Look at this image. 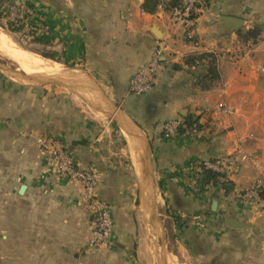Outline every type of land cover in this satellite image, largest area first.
Segmentation results:
<instances>
[{
  "label": "crops",
  "instance_id": "0c3cea01",
  "mask_svg": "<svg viewBox=\"0 0 264 264\" xmlns=\"http://www.w3.org/2000/svg\"><path fill=\"white\" fill-rule=\"evenodd\" d=\"M143 1L0 0V20L9 4L33 9L51 29L63 57L85 63L89 56L94 72L86 71L88 60L84 68L67 69L37 56L61 68L28 73L16 67L26 75L61 80L36 85L0 68V117L8 121L0 124V264L148 261L146 242L137 254L131 253L137 240L135 183L143 218L145 212L150 224L161 223L163 205L173 227L182 231L185 250L199 260L264 264V195L248 204L241 200L255 178L264 182V0H199L191 41L172 17L173 0H160L152 14L142 11ZM252 30L258 31L255 41L241 40V34ZM157 41L166 43L167 50L156 84L142 98H131L128 81ZM207 53L216 58L219 78L204 90L196 82L205 74L206 62L192 66L187 61ZM51 85L59 90L52 91ZM76 98L112 125L97 136L96 124L85 117ZM218 103L225 109L216 110ZM198 111L209 114L200 117L201 130L194 138L161 136L163 122ZM37 136L60 141L80 167L95 170L97 196L113 211V237L105 248L111 252H67L74 239L88 237L89 216L80 199L81 186L57 174L37 147ZM236 150L249 159L239 165L231 183L201 185L197 167ZM21 186L25 189L19 194Z\"/></svg>",
  "mask_w": 264,
  "mask_h": 264
},
{
  "label": "built area",
  "instance_id": "2783aa9c",
  "mask_svg": "<svg viewBox=\"0 0 264 264\" xmlns=\"http://www.w3.org/2000/svg\"><path fill=\"white\" fill-rule=\"evenodd\" d=\"M174 5L170 9L172 17L181 24L185 37L191 41L196 32V19L199 14V0H173ZM34 13L26 6L9 4L4 9L6 22L22 25L23 29L35 24ZM167 50L166 43L157 41L151 51L150 57L140 70L131 76L128 81V91L135 96H141L151 91L155 84L157 73L162 65L163 53ZM198 64V62H196ZM225 109L224 104L218 103L216 110ZM209 111H198L191 118V123L185 122L184 118H176L163 122L160 134L164 139L176 136L194 138L201 126L200 117L208 115ZM8 121L0 117V124ZM24 136H28L25 134ZM37 147L49 159L58 175L69 180H74L81 186V197L85 203L89 216L90 232L85 244L87 251L105 249L109 246L114 232V221L111 214V206L97 196L99 179L95 170L91 167H80L73 154L62 146L60 141L37 136L35 138ZM248 155L236 150L228 155L213 160L204 161L197 169L199 173L210 171L219 177L222 184H230L231 179L240 164L247 162ZM264 195V182L255 178L249 188L241 194L243 203L248 204Z\"/></svg>",
  "mask_w": 264,
  "mask_h": 264
},
{
  "label": "rangeland",
  "instance_id": "374dc122",
  "mask_svg": "<svg viewBox=\"0 0 264 264\" xmlns=\"http://www.w3.org/2000/svg\"><path fill=\"white\" fill-rule=\"evenodd\" d=\"M5 23H6L5 19L0 20V31L4 32L10 38V40L15 45H17V47H19L20 49H22L23 51H25L28 54H32L35 56L42 57L41 54L53 53V56L59 59L58 63L61 64L62 68H67V69H70L71 68L70 66H76V67L84 68V66L87 65L86 64L87 60L90 63V57L89 56L87 57V60L85 58V63L81 62V61H76L75 59H72V56H69L67 58L63 57V56H65L63 54L64 50L62 49L61 46H59L58 43H55V42L52 44V46H41L39 44L29 43L27 41V38H28L27 36L30 33L31 28L34 27L33 24H31V26H29L27 28H24L20 32L11 33V32H8L4 28ZM44 59H46V58H44ZM48 60H50V59H48ZM65 60H67V62ZM71 62H72V64H71ZM195 66H198V64H196ZM90 67H92L91 63L88 64V66H86V71L89 74H93L94 72L92 69H90ZM0 68L17 70L16 65L14 63H12L10 60H8L5 56H3L2 53L0 54ZM58 68H60V66ZM73 68H75V67H73ZM8 73L10 75L12 74L9 71H8ZM3 75H5L6 77H10V75H7L5 73H3ZM50 87L52 88V91H54L53 89L59 90V88H58L59 86L51 85ZM64 94H68V92L65 91ZM129 96H131V98L138 97V96H135V95L130 94V93H129ZM139 98H142V95L139 96ZM76 101L79 103V105H82V109H84V111H85L84 112L85 117H87V119H90L91 122L96 124L95 133L97 132V134H98L97 136L101 135L102 131H99V130H103L106 127H108V126L110 127L112 125V121L110 119H108L107 117H103L101 115L95 114L91 110V108L88 107V104H86L85 102L82 103L77 98H76ZM123 144H125V143L123 142ZM130 161L132 162V169L135 171L134 165H133V161H134L133 155H132ZM130 161L128 160V164L131 163ZM138 175L139 174L137 172V176ZM81 195H82V193L80 194V199H81V202L83 204V207L85 209L87 219H88V213L86 210V206H85L84 201L82 200ZM132 199H133V208H132L133 224L135 225V228H136V239L137 240H136V243H134L132 248H131V253L133 255L137 254V252L139 251L138 247H139V245H141V242H144V243L146 242V244L148 245V247H147L148 250H146L147 252H145V254L147 255L148 261H146V262L140 261V264H217L215 260L209 259V257H207L205 259L200 258V260H199V257L197 255H195V253H193L190 249H189V251L185 250L186 245L183 242H181L182 240L179 237V232L182 233V231L181 230L178 231V230H176V228L173 227L172 219L169 218V216H167L165 214V207L163 205L160 206V211H159V213H160L159 218L161 219V223L150 224V222L148 220L149 218L147 217L145 212H144V218H143V209L141 207V197H140V194L138 193V191L136 189V183L133 184ZM111 212L113 214L112 208H111ZM88 222H89V219H88ZM88 224H89V228H90V222ZM80 238H81V240L78 238L74 239L75 242L70 243V245L68 246L67 252L70 255H72V254H76L77 256H83L86 254H88V255H92V254L102 255V254H106L108 252H111V249H100V250H96V251H87L85 248V244L87 241L86 239L88 237L85 238V240H83L84 236L81 235ZM82 240H83V242H82ZM189 248H192V247H189ZM137 264H139V261Z\"/></svg>",
  "mask_w": 264,
  "mask_h": 264
},
{
  "label": "trees",
  "instance_id": "16d2710c",
  "mask_svg": "<svg viewBox=\"0 0 264 264\" xmlns=\"http://www.w3.org/2000/svg\"><path fill=\"white\" fill-rule=\"evenodd\" d=\"M160 4V0H144L141 4V9L143 12L152 14L156 11L158 5ZM174 1L169 4V10L173 7ZM29 8V7H28ZM30 10L33 9L29 8ZM34 13V12H33ZM33 22H35L34 27L31 28L30 33L28 34L27 41L29 43L39 44L41 46H50L53 44L54 39L51 36V29L35 14L33 15ZM3 28V27H2ZM8 32L11 33H17L23 30L22 25H16V23L13 22H6L4 27ZM257 32L256 30H252L246 34H241L240 38L243 41H255L257 38ZM43 58L50 59L53 61H59L58 58L53 56V53H46L41 54ZM205 61V74L202 75L197 81V85H199L202 89L206 90L210 88L219 78L218 72L216 69V58L213 54L207 53V54H201L198 56H194L190 58L187 61V64L196 65V62ZM193 115H188L184 117L185 122L191 123V118ZM199 130H201V126H198ZM200 182L201 185L206 186L209 184H217L219 182L218 175L210 172V171H203L200 173Z\"/></svg>",
  "mask_w": 264,
  "mask_h": 264
},
{
  "label": "bare ground",
  "instance_id": "6f19581e",
  "mask_svg": "<svg viewBox=\"0 0 264 264\" xmlns=\"http://www.w3.org/2000/svg\"><path fill=\"white\" fill-rule=\"evenodd\" d=\"M0 52L8 60H10L12 63H14L18 68H20L21 70H24L28 73H48V72L54 73L56 70L59 69L58 64H56V63H51L49 61L41 60L40 58H38L35 55L26 53L25 51H23L22 49L17 47V45H15L10 40V38L4 32H1V31H0ZM18 68H16L17 71L19 70ZM5 72L8 73V71H5ZM13 76H15V75H13ZM138 149H139V147H138ZM143 153H144V150H143ZM136 162H138V161H136ZM139 164H141V163H139ZM141 169H142V166H141ZM141 173H142V171H141ZM148 180H149V178L147 179V183L151 181V180H149V181ZM148 185H150V184H148ZM142 187H143V185H142ZM144 200L146 202L147 200H150V199L145 197ZM152 200H153V198H152ZM151 202H153V201H151Z\"/></svg>",
  "mask_w": 264,
  "mask_h": 264
},
{
  "label": "water",
  "instance_id": "95a60500",
  "mask_svg": "<svg viewBox=\"0 0 264 264\" xmlns=\"http://www.w3.org/2000/svg\"><path fill=\"white\" fill-rule=\"evenodd\" d=\"M152 33L154 35H158L157 32L154 30H152ZM3 70H7L10 73H12L13 75H15L17 78H19L22 81H25L27 83L30 84H36V85H41V84H49V83H59L61 78L60 77H55V76H44V75H39V74H34V75H26L23 72L17 71V70H12V69H6V68H2ZM25 189V186H21L19 188V194H22L23 191Z\"/></svg>",
  "mask_w": 264,
  "mask_h": 264
}]
</instances>
